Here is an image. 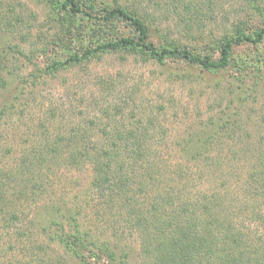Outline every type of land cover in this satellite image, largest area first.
<instances>
[{"label": "rangeland", "instance_id": "374dc122", "mask_svg": "<svg viewBox=\"0 0 264 264\" xmlns=\"http://www.w3.org/2000/svg\"><path fill=\"white\" fill-rule=\"evenodd\" d=\"M105 1L147 12L157 45L186 46L213 58L224 36L264 26L251 0ZM257 3L264 11V0ZM62 19L52 0H0V104L13 101L0 119V186L5 182L10 188L0 198V264H72L61 245L37 227V217L55 205L79 209L85 228L102 233L119 250L128 248L131 264H140L138 237L123 207L100 197L89 165L40 169L39 176H31L39 190L28 198L13 197L18 176H24L16 170L30 147L73 129L87 131L89 143L99 145L106 131L141 128L150 121L151 153L140 162L155 176L146 192L151 197L172 192L198 217L203 203H213L209 209L220 218L248 235L259 233L264 224L259 217L264 215V75L242 71L255 64L264 68V38L235 45L229 65L217 72L175 56L161 63L115 51L46 74L53 61L129 33L122 25L99 28ZM236 76L243 81L233 83ZM243 87L245 99H235ZM219 118L230 122L209 151L185 153L188 139ZM139 199L149 198L141 194ZM250 245L258 254L264 250L259 240Z\"/></svg>", "mask_w": 264, "mask_h": 264}, {"label": "trees", "instance_id": "16d2710c", "mask_svg": "<svg viewBox=\"0 0 264 264\" xmlns=\"http://www.w3.org/2000/svg\"><path fill=\"white\" fill-rule=\"evenodd\" d=\"M52 4L59 8L64 23L85 20L92 24L91 27L99 28L103 27L101 25L106 28L122 25L129 33L98 40L94 46L70 53L64 60L53 61L47 66L46 74L101 53L115 51L140 53L161 63L175 56L207 71L217 72L229 65L235 45L257 43L264 38V26L248 33L238 31L234 36H224L217 46L218 56L213 58L209 54H197L186 46L157 45L152 39L153 25L148 20L149 16L140 8L105 0H52ZM249 4L264 17L257 0H251ZM263 71L264 68L260 70L255 64L245 67L242 72L245 76L251 72L254 73L252 76H261ZM242 72L240 70V74ZM234 79L233 83L243 81L239 76ZM245 92L244 87L238 89L235 99H245ZM6 102L4 100L0 104V119L5 108L13 104L12 100L11 104ZM229 122L222 118L210 119L188 139V148L183 150L195 156L207 153L213 138L223 132ZM151 129L150 121L141 128H113L102 134L104 142L99 145L89 143L87 131L75 129L67 134H56L53 139L46 138L43 143L32 145L19 162L16 171L24 176H18L19 187L13 186L18 189L13 197L34 195L39 188L31 176H39L36 174L44 168L50 171L59 165L73 168L89 165L94 173L91 185L98 190L100 197L106 203H118L119 208L123 207L124 219L130 222L133 233L138 237L140 264H264V250L258 254L250 245L252 240L264 242V224L259 233L251 236L228 219L220 218L216 210H210L213 203H203L198 217L194 213L190 215L193 211L190 204L172 192L166 195L159 193L154 197L147 193L155 172L149 164L141 162H145L143 157L151 153L147 143L152 138ZM9 189L4 182L0 186V198L4 199ZM141 194L149 199L141 202ZM81 213L69 206H51L37 217V227L41 234L61 245L62 253L70 257L72 264H106L105 261L108 264H131L128 248L119 250L117 244L103 238L102 233L85 228L80 222ZM259 217L264 223V215Z\"/></svg>", "mask_w": 264, "mask_h": 264}]
</instances>
